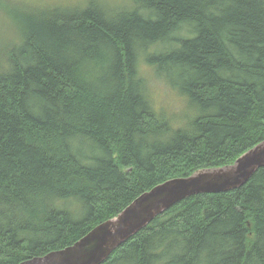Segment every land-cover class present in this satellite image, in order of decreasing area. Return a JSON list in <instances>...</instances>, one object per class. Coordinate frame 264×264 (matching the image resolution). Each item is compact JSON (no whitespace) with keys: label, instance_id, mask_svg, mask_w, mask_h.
<instances>
[{"label":"trees","instance_id":"16d2710c","mask_svg":"<svg viewBox=\"0 0 264 264\" xmlns=\"http://www.w3.org/2000/svg\"><path fill=\"white\" fill-rule=\"evenodd\" d=\"M0 12L15 31L0 32V264L70 246L153 186L264 139V0ZM143 65L191 116L155 107ZM101 264H264V167L181 200Z\"/></svg>","mask_w":264,"mask_h":264},{"label":"water","instance_id":"95a60500","mask_svg":"<svg viewBox=\"0 0 264 264\" xmlns=\"http://www.w3.org/2000/svg\"><path fill=\"white\" fill-rule=\"evenodd\" d=\"M262 167L264 142L244 152L235 166L198 169L187 177L159 183L137 196L114 218L96 225L73 245L18 264H101L114 249L176 203L200 193L233 190Z\"/></svg>","mask_w":264,"mask_h":264},{"label":"rangeland","instance_id":"374dc122","mask_svg":"<svg viewBox=\"0 0 264 264\" xmlns=\"http://www.w3.org/2000/svg\"><path fill=\"white\" fill-rule=\"evenodd\" d=\"M16 2H22L29 5L36 6H72V5H85L88 0H10ZM101 1V2H100ZM105 6H111L114 8L124 4V0H96ZM11 3V2H10ZM117 3V4H115ZM120 5H119V4ZM3 31L6 39L12 40L15 37V31L10 26L0 12V32ZM142 73L146 80V84L149 90L150 97L153 99L155 107L162 109L168 115H174L176 122L182 119L183 113L186 116H191V112L186 111L185 103L174 91H172L163 80L158 78L150 69V67L143 65ZM181 117V118H180Z\"/></svg>","mask_w":264,"mask_h":264},{"label":"bare ground","instance_id":"6f19581e","mask_svg":"<svg viewBox=\"0 0 264 264\" xmlns=\"http://www.w3.org/2000/svg\"><path fill=\"white\" fill-rule=\"evenodd\" d=\"M115 4H117V3H115ZM118 4H119V3H118ZM119 5H120V4H119ZM110 7H111V6H110ZM115 14H116V13H115ZM218 39H219V38H218ZM137 69H138V68H137ZM154 70H155V69H154ZM139 75H140V74H139ZM146 91H147V90H146ZM153 109H154V108H153ZM160 111H161V110H160ZM168 117H169V116H168ZM180 118H181V117H180ZM179 124H180V123H179ZM262 142H264V139H263L262 141L258 142L257 144H255V145H254L253 147H251L250 149L246 150L245 153L248 152V151H250V150H252V149H254L256 146H258V145L261 144ZM124 145H126V144H124ZM243 154H244V153H242L241 155H239V156H238V157H237L232 163L224 164V165L218 166L217 168L224 167V166H232V165L235 166V162H236L237 159H239ZM213 168H215V167H213ZM194 172H195V171H194ZM194 172H193V173H194ZM253 174H254V173H253ZM253 174H252V175H253ZM190 175H191V174H190ZM252 175H251V176H252ZM188 176H189V175H188ZM251 176H250V177H251ZM186 177H187V176H186ZM250 177L248 178V180L250 179ZM248 180H247V181H248ZM247 181H246V182H247ZM246 182H244L243 184H245ZM161 183H162V182H161ZM243 184H242V185H243ZM242 185H240V186H242ZM240 186H238V187H240ZM238 187H235V188H238ZM235 188H234V189H235ZM149 190H150V189H149ZM147 191H148V190H147ZM138 196H139V195H138ZM128 205H129V204H128ZM123 209H124V208H123ZM123 209H122V210H123ZM122 210H121V211H122ZM121 211H120V212H121ZM120 212H119V213H120ZM113 218H114V217H113ZM110 219H111V218H110ZM105 221H106V220H105ZM103 222H104V221H103ZM101 223H102V222H101ZM99 224H100V223H99ZM97 225H98V224H97ZM94 228H95V226H94L92 229H90L85 235L89 234ZM78 240H79V239H78ZM74 243H75V242H74ZM74 243H73V244H74ZM73 244H72V245H73ZM70 246H71V245H70ZM40 248H41V247H40ZM31 251H32V250H31ZM21 252H22V251H21ZM51 252H52V251H51ZM45 255H46V254H45ZM43 256H44V255H43ZM39 257H41V256H39ZM34 258H35V257H32V258L27 259V260H32V259H34Z\"/></svg>","mask_w":264,"mask_h":264}]
</instances>
